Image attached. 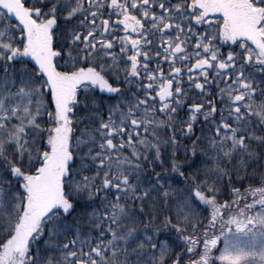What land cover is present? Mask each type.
Masks as SVG:
<instances>
[{"label":"snow or ice","instance_id":"obj_1","mask_svg":"<svg viewBox=\"0 0 264 264\" xmlns=\"http://www.w3.org/2000/svg\"><path fill=\"white\" fill-rule=\"evenodd\" d=\"M262 163L264 0H0V264H264Z\"/></svg>","mask_w":264,"mask_h":264},{"label":"trees","instance_id":"obj_2","mask_svg":"<svg viewBox=\"0 0 264 264\" xmlns=\"http://www.w3.org/2000/svg\"><path fill=\"white\" fill-rule=\"evenodd\" d=\"M249 171L251 172L252 169H249ZM260 171H264V163L261 164V168ZM227 179V178H226ZM260 176L259 174H256L253 177H250L248 180H244L242 183H236V184H227V182L224 185V189L222 194H220L219 196V202L223 203L224 200H232V195L230 194L231 188H237L240 190L241 193L244 192L245 189L251 187V188H258L260 187ZM0 187H4L6 188L7 185H2ZM248 200V199H247ZM245 197L243 195H241V204L243 205L244 203H246L245 201ZM227 219V216H225V220ZM226 227H233V226H228L225 225ZM217 228H219V225H217ZM189 231H191V229H189ZM199 232L203 231V228L201 227L200 229H198ZM220 244V243H218ZM177 251H179V248L176 249ZM217 253V249L216 252L214 253V255ZM173 256H175V253H173ZM217 264H219V262H217Z\"/></svg>","mask_w":264,"mask_h":264},{"label":"rangeland","instance_id":"obj_3","mask_svg":"<svg viewBox=\"0 0 264 264\" xmlns=\"http://www.w3.org/2000/svg\"><path fill=\"white\" fill-rule=\"evenodd\" d=\"M250 200H251V195L249 194L248 200L245 202H250ZM256 232L258 233L259 229H257ZM227 239L231 242H236L245 248L250 247L253 243V235L252 234H250V233L249 234H237L234 226L231 227V232L229 233V236L227 237ZM256 242L259 243L258 236H257ZM218 243H220V244H218L217 253H218L219 249H224V250L229 251V252L237 251V249L232 247L231 245H228L226 247L225 246V240L223 237H221L218 240Z\"/></svg>","mask_w":264,"mask_h":264}]
</instances>
